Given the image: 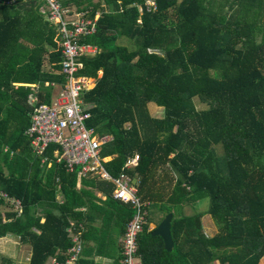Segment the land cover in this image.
I'll list each match as a JSON object with an SVG mask.
<instances>
[{
  "label": "trees",
  "instance_id": "1",
  "mask_svg": "<svg viewBox=\"0 0 264 264\" xmlns=\"http://www.w3.org/2000/svg\"><path fill=\"white\" fill-rule=\"evenodd\" d=\"M60 2L99 11L95 32L82 40L98 52L81 58L80 71L95 84L80 96L91 112L87 125L111 136L101 150L112 156L105 169L139 177L141 200L172 213L174 247L167 251L146 222L138 236L143 263L264 264V0H156L151 10L143 0ZM38 4L0 2V190L22 202L17 213L0 195V237L30 244L29 264L63 261L75 220L85 226L78 264L96 257L123 264L119 240L131 206L113 198L111 181L54 162L56 144L45 151L51 165L41 164L24 134L31 89L14 83H39V104L50 101L45 80L63 82L42 71L45 62L59 68L61 54ZM136 152L138 164L123 168ZM204 213L213 234L203 230ZM0 264L14 261L0 255Z\"/></svg>",
  "mask_w": 264,
  "mask_h": 264
},
{
  "label": "built area",
  "instance_id": "2",
  "mask_svg": "<svg viewBox=\"0 0 264 264\" xmlns=\"http://www.w3.org/2000/svg\"><path fill=\"white\" fill-rule=\"evenodd\" d=\"M15 1L24 0H0L8 4ZM38 1V10L55 25L61 54L59 73L63 83L51 102L33 107L24 134L30 140L33 154L41 157L42 163L48 166L52 163L45 151L50 144H56L54 162L62 163L67 171H76L78 176L96 175L114 184L113 198L129 204L132 209V216L126 223L121 240L123 264H145L138 252V236L147 222L149 201H142L138 195L139 177L124 171L114 177L105 169L103 163L106 156L101 155V150L111 136L107 133L99 134L93 126L87 125L91 112L80 96L82 91L94 86V79L80 72L83 66L81 58L96 54L98 48L82 40L95 32L99 13L91 15L89 8L73 10L63 6L60 0ZM143 5L147 10L155 9L156 0H143ZM139 159L137 152L128 156L123 168L136 166ZM0 193L10 201L9 204L17 213L21 212L22 202L19 198L10 196L4 190H0ZM75 229L70 227L69 231ZM79 234L68 248L67 259L61 261L55 257L53 264H77L82 253Z\"/></svg>",
  "mask_w": 264,
  "mask_h": 264
},
{
  "label": "crops",
  "instance_id": "3",
  "mask_svg": "<svg viewBox=\"0 0 264 264\" xmlns=\"http://www.w3.org/2000/svg\"><path fill=\"white\" fill-rule=\"evenodd\" d=\"M39 2V1H38ZM67 7H69V8H71V9H75V7H73V6H67ZM84 9H86V8H84ZM95 12H97V13H99V11L98 10H96ZM55 37H56V43H57V36H56V29H55ZM57 48L59 49V45L57 44ZM59 64V63H58ZM42 71L43 72H48V73H54V74H59V75H61L60 73H59V68H57V69H52V66L49 64V63H47V62H45L44 64H43V66H42ZM63 79V78H62ZM63 83V82H62ZM62 83H59V82H57V81H55V80H49V79H47V80H45L44 82H43V84H44V86H50L51 87V97H50V101L49 102H51L55 97H56V95H57V92H58V90H59V88L61 87V85H62ZM95 84V81H93V83H92V86ZM14 85L15 86H17V85H24V86H29L30 87V89H31V93L29 94V96H28V103H29V105H30V107L31 108H33L35 105H37L38 104V101H39V98H38V92H40V84L39 83H18V82H15L14 83ZM41 103H46V102H41ZM30 115V114H29ZM125 124H126V126H130L131 128L130 129H132L133 127L130 125V124H127V122H125L124 121V123H123V125L125 126ZM28 127V126H27ZM26 127V128H27ZM25 131V130H24ZM31 150H32V148H31ZM32 154H33V152H32ZM34 155V154H33ZM34 156H36V155H34ZM112 158V156H106V161H108V160H110ZM41 164H44V163H42L41 162ZM51 165V164H50ZM49 165V166H50ZM46 166L47 167H49L47 164H46ZM92 176V174H87L86 176H84V177H87V176ZM80 177H82V176H80ZM79 177V178H80ZM98 177V176H97ZM78 178V187H80V185H81V182H80V179ZM96 194L97 195H100V196H102V198H105V196L104 195H101V193L99 192V191H97L96 190ZM58 198H60V194L58 195ZM61 199V198H60ZM155 210H154V209ZM83 209L85 210V208L83 207ZM152 211V212H151ZM160 213V210L159 209H157V207L156 206H151L150 205V203L148 204V215H147V222L149 221V223H148V229H154L157 225H158V223H154L151 219H150V213ZM164 217V216H163ZM44 219V217H42L41 218V220H43ZM162 219V218H161ZM161 221V220H160ZM70 227H74V228H76L75 230H73V231H69V228ZM84 229H85V226H84V224L82 223V222H79V223H77L75 220H71L70 221V224H69V227H68V231H69V233H70V235L72 236V240L74 241V238L76 237V235L78 234V233H80L79 235L81 236V243H82V252H83V247H84V242H83V239H82V234H83V232H84ZM216 230V229H215ZM215 230L213 231V233L215 232ZM212 233V234H213ZM9 235H11V234H9ZM1 238V237H0ZM122 240V238L119 240V241H121ZM122 243V242H121ZM20 245L22 246V247H25V251L28 253V257H27V264H29V258H30V254H31V246H30V244H28V243H20ZM70 248V247H69ZM68 252V251H67ZM82 254V253H81ZM81 254H80V257H81ZM58 258L56 255L55 256H52L51 258H50V260H49V264H53L52 263V260H53V258ZM66 259H67V257H66ZM66 259H64V260H66ZM80 259V258H79ZM63 260V261H64ZM96 262H97V264L98 263H101V264H107V263H110V260L109 259H106V258H104V257H96ZM261 263H264V260L263 261H260ZM77 264H78V262H77Z\"/></svg>",
  "mask_w": 264,
  "mask_h": 264
},
{
  "label": "rangeland",
  "instance_id": "4",
  "mask_svg": "<svg viewBox=\"0 0 264 264\" xmlns=\"http://www.w3.org/2000/svg\"><path fill=\"white\" fill-rule=\"evenodd\" d=\"M73 10H76V8ZM149 111L153 115L158 116L161 114L162 110H161V106L150 103ZM127 124L130 123L127 122ZM208 205H209V200L206 198L200 204H198V209L205 210L207 209ZM190 212L191 211L188 210V213ZM161 218H163L162 211H160V213L157 212L150 213V219L154 223L159 224L160 220H162ZM200 219L203 225V230L209 235L212 234L213 231L216 229V227L213 220L211 219V216L208 213H204L202 214ZM0 255L11 257L14 261V264H27L26 262H27L28 253L25 251V247H22L20 245V242L15 238L14 235H6L0 238ZM261 261H263V259H261Z\"/></svg>",
  "mask_w": 264,
  "mask_h": 264
},
{
  "label": "water",
  "instance_id": "5",
  "mask_svg": "<svg viewBox=\"0 0 264 264\" xmlns=\"http://www.w3.org/2000/svg\"><path fill=\"white\" fill-rule=\"evenodd\" d=\"M172 218V213L167 212L166 215L162 218L159 224L153 229L152 235H160L164 242V247L167 251H171L172 247H174V239H172L171 231H170V221Z\"/></svg>",
  "mask_w": 264,
  "mask_h": 264
}]
</instances>
